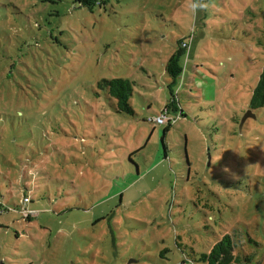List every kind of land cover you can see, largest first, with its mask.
<instances>
[{"label": "rangeland", "instance_id": "1", "mask_svg": "<svg viewBox=\"0 0 264 264\" xmlns=\"http://www.w3.org/2000/svg\"><path fill=\"white\" fill-rule=\"evenodd\" d=\"M263 68L264 0H0V264H264Z\"/></svg>", "mask_w": 264, "mask_h": 264}, {"label": "trees", "instance_id": "2", "mask_svg": "<svg viewBox=\"0 0 264 264\" xmlns=\"http://www.w3.org/2000/svg\"><path fill=\"white\" fill-rule=\"evenodd\" d=\"M75 2L78 3L83 8L92 10L93 7H95L96 5L99 6L102 5L104 0H75ZM187 49L188 47L186 43L183 42L178 43V49L169 58L165 66L166 74L172 79L173 84L181 75L182 69L179 66V60L185 54ZM100 86L106 89L109 96L115 100L117 112L124 113L130 116L134 115V111L129 104V98L132 94V85L129 81L123 79H113L110 81H104V83ZM263 104H264V68L259 77L258 84L253 92L250 106L252 109H256L263 106ZM171 112L175 114V116H173L172 119L176 117L178 113L179 116L183 117V111L177 109L176 107H173V105L170 102V104L163 111V114H166V116L169 117V113ZM165 124L167 126L163 129L164 136L168 133L169 128L172 126L170 120H168ZM164 139L165 138L163 137L162 143L165 151L164 156L166 157V147L164 144ZM32 215L34 214L27 213V215L23 217L30 219ZM237 247L239 246H237V244L235 243L233 235L225 234L213 245L209 253L200 254L197 261L202 264H252L253 256L248 255L242 257L238 255L236 253Z\"/></svg>", "mask_w": 264, "mask_h": 264}, {"label": "built area", "instance_id": "3", "mask_svg": "<svg viewBox=\"0 0 264 264\" xmlns=\"http://www.w3.org/2000/svg\"><path fill=\"white\" fill-rule=\"evenodd\" d=\"M168 120L171 121V123H173L175 121V119L169 118L166 116V114H161L159 116L156 117V119H154V123H158L157 125H163L164 123H166ZM24 202H27V199H24Z\"/></svg>", "mask_w": 264, "mask_h": 264}, {"label": "water", "instance_id": "4", "mask_svg": "<svg viewBox=\"0 0 264 264\" xmlns=\"http://www.w3.org/2000/svg\"><path fill=\"white\" fill-rule=\"evenodd\" d=\"M254 118V116L252 115V113H251V111H248L244 116H243V118H242V121H241V125H242V123L245 121V120H247L248 118ZM241 125H240V127H241Z\"/></svg>", "mask_w": 264, "mask_h": 264}]
</instances>
